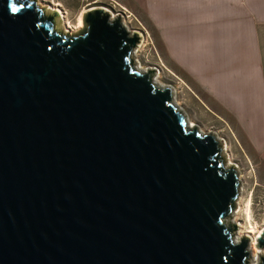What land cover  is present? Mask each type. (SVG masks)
I'll list each match as a JSON object with an SVG mask.
<instances>
[{
	"label": "water",
	"instance_id": "obj_1",
	"mask_svg": "<svg viewBox=\"0 0 264 264\" xmlns=\"http://www.w3.org/2000/svg\"><path fill=\"white\" fill-rule=\"evenodd\" d=\"M59 15L0 0V264H248L217 137L188 128L120 18L87 7L70 34Z\"/></svg>",
	"mask_w": 264,
	"mask_h": 264
},
{
	"label": "crops",
	"instance_id": "obj_2",
	"mask_svg": "<svg viewBox=\"0 0 264 264\" xmlns=\"http://www.w3.org/2000/svg\"><path fill=\"white\" fill-rule=\"evenodd\" d=\"M234 121L264 177V0H117ZM208 100V101H209Z\"/></svg>",
	"mask_w": 264,
	"mask_h": 264
},
{
	"label": "rangeland",
	"instance_id": "obj_3",
	"mask_svg": "<svg viewBox=\"0 0 264 264\" xmlns=\"http://www.w3.org/2000/svg\"><path fill=\"white\" fill-rule=\"evenodd\" d=\"M38 2L50 10H60L66 25L63 24V20H60V24L63 28L68 26L67 31L70 34L78 31V19L87 7H90L104 8L110 16L120 18L130 32L143 35L144 41L140 40L138 46L141 47L136 49L138 65L154 69L160 83L171 87L178 107L186 119L193 121L197 130L219 139L223 155L240 176L238 196L240 212L236 216V221L241 223L243 231L252 230L250 235L253 238L257 237L264 227V177L260 159L250 149L234 121L224 116L222 112L216 111L217 105L207 98L209 96L199 83L166 55L148 19H141L133 9L117 0H38ZM258 250L261 251L260 256L264 255L263 250Z\"/></svg>",
	"mask_w": 264,
	"mask_h": 264
},
{
	"label": "bare ground",
	"instance_id": "obj_4",
	"mask_svg": "<svg viewBox=\"0 0 264 264\" xmlns=\"http://www.w3.org/2000/svg\"><path fill=\"white\" fill-rule=\"evenodd\" d=\"M56 6V5H55ZM105 10V9H104ZM56 11H58V13L60 14L59 16H60V20H63V24L64 25H66V23L64 22V16H63V13L60 11V10H56ZM106 11V10H105ZM109 13V12H108ZM81 19H82V14L80 15V17H79V19H78V25H77V29L79 30L80 29V27H81V24H82V21H81ZM67 24H68V22H67ZM124 25V24H123ZM65 28H66V30H68L67 29V27L68 26H64ZM124 27H125V29H126V31H128L129 33H137V32H130L128 29H127V27L124 25ZM138 34V33H137ZM138 37L139 38H141L140 40H142V42L144 41L142 38H143V35H139L138 34ZM141 46H138L137 48H140ZM138 52V50H136V53ZM138 64V63H137ZM139 66V65H138ZM140 68H142L141 66H139ZM155 73V72H154ZM152 82H155L159 87H162V86H164L163 84H161L160 83V81H159V79H158V75L155 73V75L153 76V78H152V80H151ZM172 93H173V96H174V91H172ZM175 99V98H174ZM175 103H176V106H177V108L178 109H180L179 107H178V103L176 102V100H175ZM186 125L188 126V128L190 129V128H195V129H197L196 128V125L193 123V121H191L190 119H186ZM202 132V131H201ZM218 139V138H217ZM219 140V139H218ZM226 146V145H225ZM227 148V147H226ZM223 150V149H222ZM229 160H230V158H229ZM230 164H231V166H232V163L231 162H229ZM235 168V167H234ZM237 171V170H236ZM239 178H240V176H239ZM240 180V179H239ZM239 198L237 199V202H236V209L238 208V210L236 211V209L234 210V212H233V215H234V219H235V222H236V226H237V230H236V232L234 233V241H237L241 236H248L249 238H250V247H249V250H250V252H251V257H250V259H249V262H248V264H257V259H256V256H257V254L258 255H260L261 254V251L260 250H258L256 247H255V239H256V237L255 238H253L250 234L252 233V230L251 231H243L242 229H243V226L241 225V223H239V222H237L236 221V216H238V213L240 212V203H239ZM248 204V203H247ZM249 211V210H248ZM246 212H247V210H246ZM247 216H249V215H247ZM249 218H250V216H249ZM249 227H251V226H249ZM249 229V228H248ZM260 233V232H259Z\"/></svg>",
	"mask_w": 264,
	"mask_h": 264
},
{
	"label": "snow or ice",
	"instance_id": "obj_5",
	"mask_svg": "<svg viewBox=\"0 0 264 264\" xmlns=\"http://www.w3.org/2000/svg\"><path fill=\"white\" fill-rule=\"evenodd\" d=\"M21 7H23V6L21 5ZM11 11H12L13 13H16V12L18 11V9H17V7L12 6V7H11Z\"/></svg>",
	"mask_w": 264,
	"mask_h": 264
},
{
	"label": "built area",
	"instance_id": "obj_6",
	"mask_svg": "<svg viewBox=\"0 0 264 264\" xmlns=\"http://www.w3.org/2000/svg\"><path fill=\"white\" fill-rule=\"evenodd\" d=\"M121 14V13H120Z\"/></svg>",
	"mask_w": 264,
	"mask_h": 264
}]
</instances>
